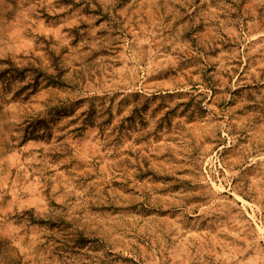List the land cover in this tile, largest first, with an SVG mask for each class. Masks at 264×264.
Returning <instances> with one entry per match:
<instances>
[{
	"label": "rangeland",
	"instance_id": "obj_1",
	"mask_svg": "<svg viewBox=\"0 0 264 264\" xmlns=\"http://www.w3.org/2000/svg\"><path fill=\"white\" fill-rule=\"evenodd\" d=\"M0 264H264V0H0Z\"/></svg>",
	"mask_w": 264,
	"mask_h": 264
}]
</instances>
